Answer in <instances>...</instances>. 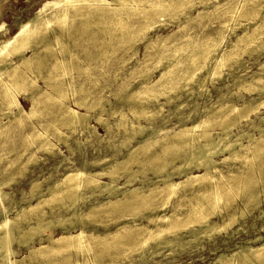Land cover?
Segmentation results:
<instances>
[{
    "label": "rangeland",
    "instance_id": "374dc122",
    "mask_svg": "<svg viewBox=\"0 0 264 264\" xmlns=\"http://www.w3.org/2000/svg\"><path fill=\"white\" fill-rule=\"evenodd\" d=\"M46 1H48V0H0V26H1L0 27V40L12 35L17 30V26L19 23L24 22L28 19H31L34 16L35 12L43 7V4ZM108 1H111V0H108ZM217 1H218V3H217ZM182 2H180V3H182ZM184 2H185V4H184L185 7L182 6V8L180 10L177 11V10H174V8H170L171 9V10L169 9L170 13L167 11L165 13H162V15H161V13H157L156 11H153V10H151L152 13L150 14V16H147V14H145L143 12H137V13L135 12V15H134V13H131L132 16L129 14V16H127L125 18H126V21L128 22V24H130V25L126 24V26L123 28V30L128 29L129 26H131V27H129V30L134 29V28H132V26L135 27V24H136L135 22H138L139 24H141L140 22H142V21L144 22L145 21L144 19H146L145 22H147L148 20L153 18L152 27H150L147 30V32H145V35H147V37H149V38L145 37L146 39H144V38H142V36H139L137 38L138 41H137V39L134 41L135 43L132 42V43H130V46L125 45V46L118 47V49H117V47L114 48L115 39H117L116 37H114V33L112 34L113 36L112 35L110 36L111 38H108L109 33L106 34L107 36L105 35V37L102 38V36H104V34H103L104 32L101 30L102 26H101V24L99 25L98 22H97L98 24L97 23L91 24L92 27L90 26V29L88 31L90 34L89 35L88 32L80 33L77 31L81 27V23L83 21L82 17L80 18L77 16V18L73 20V22L71 23L72 31L70 29L68 31V33L66 32V33L62 34L63 39L65 41L66 50H68L66 52H62L63 54L65 53L64 58L67 56L68 58L66 57L67 58L66 60H69V62H71L70 57L73 58L72 59L73 63L71 62L72 64L71 63L68 64L69 65L68 71H70V73L69 72L66 73L67 75L65 74L63 77L64 80H63V78H62V80L66 84H68L67 82L70 81V83H73L74 85H78V86L82 85L81 86L82 88L80 87V89H78L79 91L78 90L75 91L76 93L69 90L70 91V92L68 91L69 92L68 93L69 99H67V98L66 99H67V103L69 102L68 104L71 105L74 109H77L82 114H85V113L88 114L87 115L88 116L87 121L84 122V124H82L84 126H82V125L81 126H79V125L73 126L70 124L61 126V124H59L61 121L58 122V120L61 119L60 116H58L59 111H61V110H59V108L51 109L48 107L49 108L48 110H46V108H43V109L41 108V110H38V113L35 115V116H38L37 118L35 116L34 117L32 116L27 120L25 118H22L21 121L24 120L22 123L23 124L26 123L25 125H22V124L20 125L19 122H21V121H18V120H14V119L8 120L6 117L7 115H3L2 110L0 109L1 110L0 111L1 121H2V124H4L3 127H0L1 128L0 129V133H1L0 134V159H1L0 160V183L3 184L2 185L3 191L5 193H7L6 197H5L6 200L4 199L5 201H3L2 204H0V222L2 221L3 218L5 219L7 217H12V216L16 215L17 213H20V217L18 218L19 220L17 219L12 224L13 225L12 228L14 227V229H15V230L13 229V235H14L15 240H13V242H12V248L15 250V254H14L15 257H13V259H17V261H18L17 264H20V263L21 264H27V263L28 264H30V263L31 264H66V263L84 264V261H87V259L90 262L92 260L94 262L93 264H100V263L101 264H123V263H125V264H197V263L198 264H212V263L213 264H219V261L215 258H217L218 255H220L221 253H224L226 255H230L231 254V253H229L230 251H232V252L237 251V249H239L240 246H246L247 244L248 245H257L259 243L258 241L253 242V240L256 237H260L261 238L260 241L263 240V242H264V190H263L264 184H262V182H263L262 179L264 178V167H263L264 163L262 164V167H261V165L258 166V163L255 161V162H252L253 163L252 165H250V163H248L249 169H251V168L252 169L254 168V169L252 171V169L249 170L246 168L247 172H248V170L250 171L248 173L246 172V174H249V173L252 174V172H253V174H255V176L257 177V182L253 185V188H254L255 193H258V189H259L260 194L259 193L257 194L258 200H259L258 204H257L258 207H256L257 205H254L252 203L249 204L248 206L242 205L240 198L241 199L243 197L245 198V196H243L244 193L242 192V193L238 194L239 196L236 199V203H237L236 205L238 207L237 211H239L240 209L241 210L243 209L244 214L242 216L243 218L240 217L238 219V221L232 225L233 227L232 226L230 227L231 229L230 228L226 229L228 231H226V230L215 231L208 236L207 235L203 236L202 234H200V235H197V238L194 237L193 233L187 232L186 229H181L177 233L178 240H175L170 244L160 243V246H163V247H160L159 244L157 243V241H150L148 243L149 246H148V244L145 245L144 247L140 248L141 250L139 249V252H137L138 250L129 249L127 247L130 242L132 243L135 241V240H133L132 237H124L123 233L127 232V230L129 228L139 227V226H143V225H145V226L148 225L149 228H152L153 224L149 223L147 218L145 217L147 214L148 215H153V214H155V215L168 214L169 215V213H171L172 206L175 204V202L184 203L189 198L188 196L191 194V192L194 189L196 190L197 188H199L198 187L199 185L198 186L195 185V187H189V186L188 187H182V189H180L178 191L176 196L173 195L170 198L169 197L167 198V195L165 196L164 193H163V195H164V198H163L162 193H160V195L159 194L156 195L155 194L156 192H153L152 194H150L151 197H149V195H148L146 197L147 199L145 198V200H148V199L154 200L155 203L154 202H152V203L157 204V205L152 206L150 204V207L144 206V209H143V207L139 208L138 209L139 211L138 210L134 211V210H131L128 208H123V206L130 204L129 201L132 198V195H130V194H128V196H127V192H126L127 188L130 189V188H133L134 186L135 187H137V186L142 187L141 189H139V192L146 194L149 191L148 188H152V183H150V182L147 183V178H150L152 181H156L160 178L159 176H161L164 173V172H162L161 174L158 175V174L154 173V171L152 172V170H150V169L148 170V168L146 166H145V168H147L145 170L146 172L143 173V171H142L143 167L138 165V164H134V163H136L135 161H137V158L139 157L138 160L140 158H142V156H143V158H145L148 154H150V152L155 153V151L157 150L156 152L159 153L160 154L159 156H161V157L157 160H154V163L166 164L167 166H166L165 170L170 172V171H172L171 170L172 166L176 167V165L179 166V165H181L180 163L183 164L185 162L183 157L190 156V153L192 151L195 153H196V151L198 152L199 151L198 147L200 145V144L198 145V142L195 141L193 143V146L191 145L190 148H187V146H186V148L183 147V149L181 148V149L177 150V147H169L166 150L162 151L163 145H165L167 142H171L172 140L177 139V138H174L173 135H170V134H173V132L179 131L180 128H182V127L188 128V127H191L193 125H196L204 117L205 118L206 117L216 118L218 120V117H221V115L223 116L224 114L230 113L232 107H236V108L239 107V109H243L245 107V105L251 106V104L253 103L252 105L255 106L261 100H264V96H263L264 95L263 94L264 93V82H263L264 81V71H263L264 65L262 64L264 62V60H263L264 59V45H263L264 44V8H263L264 7V0H191V3H189V4H186V0ZM146 4H147L146 6H149V7L151 6V3H146ZM219 8H220V10H219ZM44 10L47 11V8ZM171 11H174V12H171ZM185 11H187V12H185ZM142 13H143V15H142ZM45 14H47V13H45ZM213 14H215V15H213ZM220 14H221V16H220ZM141 15H142L143 19H141ZM149 17H151V18H149ZM188 17H189V19H188ZM239 18H241V19H239ZM111 21L113 22V20H107L106 24H111ZM108 22H110V23H108ZM138 23L136 24V27L139 26ZM220 29H221V31H218ZM74 30H76L77 32ZM93 30H94V32H93ZM95 31L98 33H96ZM112 32H114V31H112ZM221 32H222V34H220ZM93 33L96 34V35H94L95 37L92 36ZM246 33H248V34H246ZM65 34H66V36H64ZM81 34L83 36H81ZM52 35H51V37H52ZM68 35H71V36H69L70 38L68 37ZM207 35L210 37H207ZM211 35L213 36V39H212ZM219 35H221L219 38L222 41L217 38ZM255 35H256V37H255ZM177 36H178V38H177ZM223 36H224V38H223ZM72 37L73 38L76 37L73 39L74 42L72 40ZM67 38H68V40H67ZM92 38H94L93 41H95V40L96 41L93 42ZM97 38H98V41H97ZM106 38L108 39V41ZM113 38H115V39H113ZM172 38H174V40ZM209 38L211 39V41ZM241 38H243V39H241ZM171 39L174 43L171 41ZM189 39L191 40L192 43L190 42ZM75 40L78 42H76ZM175 40H178V41H175ZM199 40H200V43H199ZM213 40H215V41H213ZM204 41H206V43ZM100 42L105 44V46ZM187 43H188V46H187ZM180 44H181V46H180ZM193 44H194V47L192 46ZM207 44H210V45L207 46ZM212 44H213V46L211 47ZM216 44H220V45H216ZM111 45H112V47H111ZM185 45H186V48H184ZM214 45H216L217 47H215ZM98 46H99V48H97ZM164 46H166L167 48H165ZM105 47H107V48L105 49ZM157 47L158 48H164V51H163V49L161 50V49H158ZM189 47H190V49H188ZM210 47H211V49H210ZM57 48L58 47H56V49L53 51L54 54H58L59 49H57ZM68 48H70V50ZM201 48H202V50L204 48V50H203L204 52L202 51L201 53H198V51H201ZM102 49L107 50V53L102 54L101 52H99ZM166 49H168L169 51ZM170 49H172V51ZM221 49L226 50V52L228 50V52L226 53ZM135 50H138V51L136 52ZM159 50H161V51H159ZM178 50H180V51H178ZM190 50H192V51H190ZM205 50H206V52H205ZM173 51H177L179 54H177V52H176V54L173 55L175 57L168 56V54H169L168 52L173 54ZM185 51L188 53H186ZM212 51H213V53H211ZM220 51H222L225 56ZM41 52H44V54L42 53V55H45V58L43 60L45 62L46 61L48 62V60L51 59L50 55H52L53 53L51 51L50 52L41 51ZM156 52L157 53L162 52L161 54L164 53V56L159 54V53L158 54L160 56L157 54H153ZM214 52H216V53H214ZM47 53H49V55ZM50 53H52V54H50ZM59 53H60L59 56L61 55L63 57V54L61 52H59ZM203 53H205L204 54L205 56L203 55ZM228 53L230 54V56H228L229 55ZM72 54H73V56H72ZM84 54H86V55H84ZM99 54L100 55L102 54V55L99 56ZM192 54H193V59H192V56H190ZM201 54H202V56H199ZM206 54H208V55H206ZM27 55H30V53H27ZM74 55L76 56L75 58H74ZM117 55L118 56L120 55V56L118 57ZM166 55L168 57H166ZM217 55L220 58H222V56H223V58L225 59L224 60L222 58L223 61H225V62L219 64V66L215 65V61H217V59H218ZM46 56H48L50 58L48 59V57H46ZM85 56H87V57H85ZM97 56H99V58ZM179 56L180 57L182 56V58H180ZM185 56H187V57H185ZM194 56L195 57L198 56V58H194ZM93 57H94V59L91 60ZM108 57H111V58H108ZM135 57H136V59H135ZM169 57H171V58H169ZM208 57H210V58H208ZM184 58H186V59H184ZM213 58H215V59H213ZM16 59L17 58H14L13 61H15ZM74 59H76V61L80 64V66L78 65V63H75L76 61ZM180 59H181V61H180ZM190 59H192V61ZM175 60L178 63H176ZM189 60H190V62H189ZM212 60H214V61H212ZM79 61H81V62H79ZM85 61L87 62V64ZM173 61H175L177 66L178 65L180 66V68H177V70L178 69L182 70L185 68L184 69V71H185V70L189 69L185 72H186L187 76L189 75V73H191V75H189L187 77L185 75V73H183L184 77H182V75H181L180 76L181 79L179 77L176 79V81L179 84H177V86L174 88H172V87L167 88L165 90L167 92H165L163 94L164 96L161 97V95H160L156 100L151 99L148 96H146V97L144 96V98H143V96H138V99H137V97L135 99L132 98V96L135 95L133 92H135V90L136 91L139 90L140 85L142 86V84H143V85L150 86V85H154V84L157 85V83H159L160 81L162 82V80L159 79L160 73L165 69V66L174 65ZM185 61H186V63H185ZM193 61H196V63ZM118 62H119V64H118ZM74 63L77 64V66H75ZM182 63H185L186 65L182 64ZM48 64L49 63L46 64L47 67L53 71V69H52L53 67L48 65ZM142 64H143V66H142ZM189 64H191V65H189ZM193 64H195V65H193ZM72 65H74V66H72ZM92 65H95V66H92ZM70 66L73 68L74 71L72 70V68ZM189 66H191V68ZM193 66H194V68H193ZM215 66H218V69H217L218 71L216 70ZM77 67L79 68L80 71L78 69H76ZM230 67H231V69H230ZM258 67H259V69H258ZM83 68H86V70L84 71ZM47 69L46 68L44 69L45 73L50 71L49 69H48L49 71ZM81 69H82V71H81ZM119 69H121V70H119ZM177 70H175V72H177V74L175 73L176 76L178 75ZM75 72H76V74H74ZM197 72H198V74H197ZM68 74H69V76H68ZM71 74H72V76H71ZM87 74H88V77H87ZM179 74H181V71L179 72ZM97 75L99 76V78ZM70 76H71V78H70ZM192 76L193 77L195 76V77L193 80H190L189 78H191ZM73 77L75 79H73ZM148 79H150V80H148ZM204 81H205V83H204ZM79 82H81V83L79 84ZM82 82H83V84H82ZM163 82H165V81H163ZM40 84L43 85V83L41 81H40ZM84 86L86 87V89ZM88 89H90V90H88ZM82 91H84V92H82ZM174 91H175V93H174ZM228 93H229V95H228ZM222 95H223V97H222ZM72 96H74V97L72 98ZM74 98L75 99L80 98V100L82 99L81 103H83L84 107H79V108L74 107V103L72 102V101H74ZM168 98H170V99H168ZM18 99H19V102L21 103L22 107L24 108V110L29 111V107L31 106L29 97H27V96L25 97V95L19 94ZM251 99L253 101H251ZM138 100H141V101L145 100L142 103L145 106H147L142 111V114L139 113L138 111L131 110L133 108V106H137V105H139V103L141 104V101H138ZM229 102H231V103H229ZM158 103L161 104V109L158 111L159 113L155 114L151 120L147 121L145 118L146 115H144V114H147V112L150 113V111H153V110L155 111ZM242 103H245V104H243L244 107H243ZM213 104H215V105H213ZM177 105H178V107H180V106L181 107L177 108L176 107ZM0 106H1V100H0ZM221 106H225L224 112H222V114L221 113L220 114L219 113L214 114V111ZM120 107L122 110L120 109ZM149 107H150V109H149ZM213 108H214V110H213ZM54 109H56V110H54ZM57 110H58V112L56 113ZM145 110H146V112L144 113ZM157 110H158V107H157L156 111ZM138 113H139V116H138ZM253 114L254 113H250L249 119H245L243 117H239L238 114H236L237 116H235V114L230 113V116L233 115L231 117V119H232V121H234V126L229 131V139L233 140L237 137L235 135H242V137H240L238 139V141L243 143V144H246L248 139H249L248 137H246V135L248 133L250 135L254 136L255 138L261 136L262 133L264 136V131H263L264 130V128H263L264 127V119H262V120L260 119V117L262 115L264 116V108L262 106H260V108L258 109V112L254 115ZM97 115L101 118V120H103L102 122L96 119L98 117ZM177 115H179V116H177ZM121 117L123 118L124 126L125 125L129 126V124H131V123H133V124L139 123L140 125H142L144 127L146 126L145 128H147V129H144L142 134L135 135L133 139H130V141L123 144L122 143L123 141H121V140H124L127 137V135H129L128 134L129 132L127 133L123 128L124 126L119 123L118 120H120ZM131 118H132V121H131ZM235 118H238V119L235 120ZM7 121H9V122H7ZM17 121H18V123H17ZM39 121L40 122L42 121V123L47 122V124L51 123L54 125V126L51 125V127L48 128L49 131H47V133H49V134H47V136L49 137L50 142L53 144L52 150L54 152L53 151L50 152L49 150L45 151V150H42L41 148H39L38 145H40L41 140L35 139L33 141H30L27 137L28 132L32 131V129H33L32 123L35 126H37V128L40 131L46 132L45 128L39 124L40 123ZM54 122L55 123L57 122L58 124H55ZM103 122L107 123L108 128H107V126H105V124H103ZM85 123H88V124H85ZM215 123L213 124L214 127L211 125L210 127H206V128H211V129H209V131L211 130L210 131L211 133H215V132L221 133L220 126L218 125L217 122H215ZM251 123H252V125H251ZM30 125H32V126H30ZM90 125H91V127H95V128L91 129ZM249 125H250V127H249ZM161 126H162V128L170 130V131H168L169 132V134H168L169 140L168 141L166 139H162L163 135H164V134H162V132L156 131L154 133V135L152 136V140H151V143H153V145L149 144L150 147L148 145L149 149L147 147V149L144 150L145 153L141 151L143 154L141 152H139L140 154H138V153L132 154V157H133V159H135V161L131 162L130 164L127 163L125 168H120L118 170V173L116 171V175L119 176L116 180H114L112 182V181H110V179L108 180L109 177H107V176L99 179L103 183L109 182V184L116 186V187H113L111 193H109L107 189H104V187H102L103 189H101L99 187L94 188V186H92V184L91 185L88 184V186L82 185L77 190V194H79V195H77L78 196V200H77L78 202L75 201L73 204V201H71L72 199L69 197L71 190L69 191L67 188H64V190H63V192L65 193L64 194L61 192V190L65 186L55 184L57 181L62 179L71 170H76V169L82 168V171L84 170L86 173H94V171L96 172V171L101 170L102 168L108 167L110 164H113L114 161L118 162V161H121L123 159H126L129 156L128 155L129 152L133 149V147H135L137 145L138 141H140L144 135L151 133V131H152L151 128L156 129L157 127H161ZM217 126H219V127H217ZM253 126H256V127L253 128ZM62 127H64V128H62ZM74 127H75V129L73 130ZM115 127H116V129H115ZM30 128H31V130H30ZM54 129H56L55 133H54ZM57 129H59L61 132H63L65 134V138H64V136L63 137L61 136V138H58L60 136H58V134L56 133ZM201 131H202V128L199 129V127H198V128H195L194 131H192V134L197 135ZM261 131H262V133H261ZM241 132H243V133L245 132L246 135L241 133ZM53 134H54V136H53ZM161 135H162V138H159V137H161ZM212 136L215 137L216 135L214 136V134H212ZM245 138H246V140H245ZM156 139L157 140L159 139V140L157 141ZM153 140H156L157 143H155ZM160 140H161V142H160ZM163 140H165L166 142H163ZM180 141H181V139L179 141L176 140V142L178 144L180 143ZM112 143H115V145ZM121 143H122V145H121ZM67 146H69L70 149ZM160 146H161V148H160ZM170 148H172V149H170ZM173 148H175L176 150L175 149L173 150ZM30 149H32V150H30ZM168 149H169V151L171 150L170 151L171 153L168 152ZM159 150H161V151H159ZM172 150L174 151V153L176 151V153L173 154ZM190 150H192V151H190ZM58 151H60V152H58ZM4 154H6V155H4ZM136 155H137V158H136ZM163 155L165 156V158H163ZM176 156H177V158H176ZM224 157H225V155H221V156L216 157L215 159H217L218 162L220 163L221 159ZM7 158H9V159H7ZM93 159H95L96 161L99 160V162L93 163V162H95V160H93ZM142 159H140V160H142ZM86 161H88L89 163ZM157 161L158 162L161 161V162L157 163ZM154 163L152 162V165H156ZM219 166L223 167L224 163H223V165L220 164ZM79 167H81V168H79ZM128 167L135 172V175H134L135 178L132 180L130 185L125 183L126 179L128 178V171H122V170H126V168H128ZM260 168H261L262 173L260 171ZM6 169H7V171H5ZM244 169H245V167H244ZM246 169H245V171H246ZM257 170L260 172H258ZM193 172L199 173L195 169L193 170ZM201 172H203V170H201ZM121 173H123V174H121ZM178 175L179 174L177 173V171L174 170L173 176H172L173 180H180V179L184 178V177H182L180 175L178 176ZM243 179H244V177H243ZM34 183L38 184V186L33 187L32 185ZM159 183H161V181ZM122 184H124V185H122ZM83 188H86V190ZM186 189L189 191H187ZM191 189H192V191H191ZM90 190H92V191H90ZM52 191H60L61 194L60 193L59 194L61 195L62 199H60V201H57V200L54 201L53 200V201L42 203L40 205L41 209L39 208V210H38V212H40V211L43 212V215L41 216L43 222L52 221V223L48 227L49 229L44 231V233L41 231H40L41 233H39V231H37L32 236H29L30 233L26 232L28 229L27 227H29V225L36 224L37 220L39 219V216L37 213L34 214L35 212H32L29 210V206L35 205L38 201H41V199H46L47 197H49V195ZM124 192L126 195L124 194ZM184 192H185V194L183 196L185 198L180 195V194H183ZM187 192H189V194ZM67 193H68V195H67ZM90 194H91V197H90ZM38 196H39L40 200H39ZM152 196H154L156 198L158 197V198L156 199ZM174 196H175V198H174ZM178 196L182 197V198L179 197L180 201H179ZM186 196H187V198H186ZM121 198H123V200ZM69 199H71V200H69ZM159 199H161V200H159ZM174 199H177V200H174ZM108 200L109 201L111 200L113 202H111V201L109 202ZM164 200H166L168 202H166ZM97 201H98V203H96ZM99 201H101V202H99ZM102 201H104L103 202L104 204H102ZM119 202H121V203H119ZM161 202H163L162 204L165 203V205L162 206ZM113 203H115V204H113ZM172 203H173V205H172ZM59 204H61V205H59ZM42 205H43V207H42ZM69 205H71V206H69ZM113 205H115V206H113ZM24 206H25V208H24ZM107 206L108 207L111 206V207L108 208ZM158 206L160 208H157ZM161 206H162V208H161ZM166 206H167V208H166ZM170 206H171V208H170ZM91 207H93V208H91ZM114 207H116L115 209L117 211L116 210L112 211V209H114ZM245 207H246V209H245ZM21 208L24 209V212H22ZM63 208H65V209L63 210ZM185 208H186V206L181 207V209H185ZM25 209L28 210L29 213H28V211H25ZM104 209H105V211H104ZM106 209H108V210H106ZM73 211L76 213H74ZM86 211H88V212H86ZM70 212L71 213L73 212L72 213L73 215ZM247 212H249V213H247ZM181 213L182 212L179 211L178 214H181ZM25 214H27L29 217L27 215L25 216ZM50 214L53 216H51ZM34 215H37V216L35 217ZM76 216H79V217H76ZM262 216H263V218H262ZM25 218H26V220H25ZM76 218H79V219H76ZM219 218L220 217H218V216H217V218H216V216H213L212 220H214V221L217 220V222H220L221 219H219ZM59 219H64V221L62 223H58L57 221ZM26 222H28V223H26ZM237 223H238V225H237ZM15 224H17V225H15ZM25 224H27V226ZM16 226L19 228H16ZM20 229H21V231H20ZM81 230L84 232V234L88 238V241L92 237H95V238H102L104 236L111 237L113 234L116 233V231L121 233V235L123 234V236L116 235L113 238H109L108 241L107 240L104 241L105 243L103 242V244H102V242L97 241V240L96 241L94 240L95 242L91 241L93 243H91V242L89 243V245L91 247L88 250H91V249L92 250L91 251L86 250V251H84L85 253L81 252V251L79 252L74 247H71V249L67 248L65 250H59L56 253H54L53 255H51V257L55 256L56 259L53 257V259L49 258V259H46L45 261H43L39 255V253H34V249H37L41 245L51 246V242L48 240V237H47L48 231H51L52 232L51 236L53 238H56V237H59L61 235L66 236V235H68V233L76 234ZM183 230H185V231H183ZM23 231L25 234H23ZM19 233H21V234H19ZM211 235H213V236H211ZM21 237H22V240H21ZM180 237L182 240L180 239ZM17 238H19L20 240ZM28 238L30 241L29 240L27 241ZM43 238H46L47 240L43 239ZM167 238L168 239L172 238V235L168 234ZM187 238H189V239H187ZM250 239H252V240H250ZM185 240H187V241H185ZM24 241H26V242H24ZM117 241H119V242H117ZM177 241H178V243H177ZM194 241H195V243H194ZM98 242H99V244H98ZM94 243H96V244H94ZM116 243H118V244H116ZM174 243L177 244L178 247ZM150 245L152 247H150ZM165 245H166V247H165ZM34 246H36V247H34ZM180 246L183 248H181ZM93 247H95V249ZM108 247H110V248H108ZM146 247H148V248H146ZM168 247L171 249H169ZM75 250L78 251V253ZM42 251H45V250L43 249ZM159 251H160V253H159ZM29 252H30V254H29ZM137 253H139V254H137ZM142 253L144 256H142ZM25 256L27 258H25ZM32 256H34V257H32ZM111 256H115V257L113 259H111ZM215 256H217V257H215ZM37 257H38V259H37ZM125 258H126V260H125Z\"/></svg>",
    "mask_w": 264,
    "mask_h": 264
},
{
    "label": "bare ground",
    "instance_id": "6f19581e",
    "mask_svg": "<svg viewBox=\"0 0 264 264\" xmlns=\"http://www.w3.org/2000/svg\"><path fill=\"white\" fill-rule=\"evenodd\" d=\"M183 0H48L43 4V7L40 8L39 10H37L34 14V16L31 19H28L24 22H21L18 24L17 26V30L10 36L1 39L0 40V100H1V106L0 109L2 110V114L3 115H7V119H14V120H18L21 121L22 118H25L26 120L29 119L30 117H34L37 113L38 110H41V108H46V110H48L49 108L53 109V108H59V115L60 116V120H58V122H60L59 124H61V126L63 125H79L81 126L82 124H84V122L87 121V115L88 114H82L80 113L77 109H74L71 105H69L67 103V99L68 98V93L70 92L69 90H71L72 92L77 91L78 89H80V87L82 86H78V85H74L73 83L67 82L68 84H66L63 80H64V75L66 73H70L69 70V63H71L73 60L72 57H70L71 62H69V60H66L67 58H64V54L62 52H66L68 50H66V46H65V41L63 39V33H68V31L71 29L72 31V26L71 23L73 22L74 19L78 17H82L83 21L81 23V27L80 29H78L77 31L80 33H85L88 32L90 29L91 24H96L97 22L99 23V25L101 24L102 26V31L104 32V36L109 33V37L114 33V37H116L117 39H115V43H114V48L117 47H121V46H125V45H129L130 43L134 42L139 36H142V38L146 39L145 37H147V35H145V32H147V30L152 27V21L153 18H151L150 20H148L147 22L146 19H144L145 21L140 22L141 24H139L138 22H135L136 24L138 23L139 26L135 27L132 26V28L134 29H130L129 27L131 26H127L128 29L123 30V28L128 24V22L126 21L127 16H129V14L131 15V13L135 12H143L145 14H147V16H150V14L152 13L151 10L156 11L157 13H165V12H169L170 8H174V10H180L182 8V6H184L185 4V0L182 2ZM182 2V3H180ZM205 2V1H204ZM209 2V1H208ZM146 3H151V6H146ZM191 3V0H186V4ZM206 3V2H205ZM204 3V4H205ZM210 3V2H209ZM218 3V1H217ZM216 3V4H217ZM226 4V3H225ZM224 4V5H225ZM248 4V3H247ZM229 6V5H228ZM45 7V8H44ZM185 7V6H184ZM220 7V6H219ZM47 8V11L44 10ZM233 8V7H232ZM264 8V7H263ZM206 9V8H205ZM222 9V8H221ZM241 9V8H240ZM171 10V9H170ZM220 10V8H219ZM250 10V9H249ZM244 11V10H243ZM174 12V11H171ZM176 12V11H175ZM187 12V11H185ZM47 13V14H45ZM142 13V15H143ZM183 13V12H182ZM200 14V13H199ZM206 14V13H205ZM209 14V13H208ZM212 14V13H211ZM246 14V13H245ZM141 15V19H143ZM215 15V14H213ZM228 15V14H227ZM132 16V15H131ZM140 16V15H139ZM146 16V17H147ZM157 16V15H156ZM159 16V15H158ZM221 16V14H220ZM137 17V16H136ZM155 17V16H154ZM145 18V17H144ZM195 18V17H194ZM131 19V18H130ZM163 19V18H162ZM170 19V18H169ZM175 19V18H174ZM184 19V18H183ZM189 19V17H188ZM213 19V18H212ZM217 19V18H216ZM237 19V18H236ZM241 19V18H239ZM238 19V20H239ZM107 20H113V22L111 21V24H106ZM128 20V19H127ZM136 20V19H135ZM187 20V19H186ZM256 20V19H255ZM188 21V20H187ZM233 21V20H232ZM178 22V21H177ZM211 22V21H210ZM234 22V21H233ZM97 23V24H98ZM110 23V22H108ZM260 23V22H259ZM132 24V23H131ZM218 24V23H217ZM134 25V24H133ZM157 25V24H156ZM155 25V26H156ZM159 25V24H158ZM164 25V24H163ZM248 25V24H247ZM240 26V25H239ZM258 26V25H257ZM1 27V26H0ZM92 27V26H91ZM100 27V26H99ZM205 27V26H204ZM232 27V26H231ZM230 27V28H231ZM256 27V26H255ZM184 28V27H183ZM207 28V27H206ZM92 30V29H91ZM96 30V29H95ZM152 30V29H151ZM225 30V29H224ZM76 31V30H74ZM76 31V32H77ZM114 31V32H112ZM218 31H221L218 30ZM226 31V30H225ZM91 32V31H90ZM94 32V30H93ZM96 32V31H95ZM106 32V33H105ZM193 32V31H192ZM53 35H52V34ZM70 33V32H69ZM98 33V32H96ZM167 33V32H166ZM249 33V32H248ZM246 33V34H248ZM262 33V32H261ZM260 33V34H261ZM52 37H51V35ZM89 34V32H88ZM222 34V32L220 33ZM245 34V33H244ZM90 35V34H89ZM92 35V34H91ZM96 35L95 33H93L92 36ZM66 36V34L64 35ZM71 35H68V37ZM81 36H83L81 34ZM80 36V37H81ZM107 36V35H106ZM113 36V35H112ZM158 36V35H157ZM179 36V35H178ZM177 36V38H178ZM212 36V35H211ZM221 35H219L217 38L220 39ZM242 36V35H241ZM95 37V36H94ZM186 37V36H185ZM207 37H210L207 35ZM206 37V38H207ZM256 37V35H255ZM70 38V37H69ZM76 38V37H74ZM72 37V40L74 39ZM78 38V37H77ZM149 38V37H147ZM190 38V37H189ZM205 38V39H206ZM224 38V36H223ZM90 39V38H89ZM94 38H92L93 41ZM100 39V38H99ZM107 39V38H106ZM174 40V38H172ZM171 39V41H172ZM181 39V38H180ZM208 39V38H207ZM210 39V38H209ZM213 39V36H212ZM215 39V38H214ZM243 39V38H241ZM261 39V38H260ZM259 39V40H260ZM68 40V38H67ZM71 40V41H72ZM77 40V39H76ZM75 40V41H76ZM88 40V39H87ZM111 40V39H110ZM117 40V41H116ZM149 40V39H148ZM183 40V39H182ZM190 40V39H189ZM188 40V41H189ZM216 40V39H215ZM213 40V41H215ZM221 40V39H220ZM238 40V39H237ZM86 41V40H85ZM96 41V40H95ZM93 41V42H95ZM98 41V38H97ZM100 41V40H99ZM108 41V39H107ZM138 41V39H137ZM178 41V40H175ZM184 41V40H183ZM182 41V42H183ZM208 41V40H207ZM211 41V39H210ZM222 41V40H221ZM74 42V40H73ZM78 42V41H76ZM110 42V41H109ZM108 42V43H109ZM173 42V41H172ZM191 42V40H190ZM206 43V41H204ZM219 42V41H218ZM238 42V41H237ZM263 42V41H262ZM102 43V42H100ZM135 43V42H134ZM174 43V42H173ZM177 43V42H176ZM181 43V42H180ZM192 43V42H191ZM194 43V42H193ZM200 43V40H199ZM204 43V44H205ZM213 43V42H212ZM221 43V42H220ZM231 43V42H230ZM89 44V43H88ZM99 44V43H98ZM103 44V43H102ZM203 44V43H202ZM215 44V43H214ZM105 46V44H103ZM109 45V44H108ZM171 45V44H170ZM183 45V44H182ZM199 45V44H198ZM206 45V44H205ZM210 44H207V46ZM216 45H220V44H216ZM216 45H214L215 47H217ZM240 45V44H239ZM261 45V44H260ZM264 45V44H263ZM95 46V45H94ZM110 46V45H109ZM132 46V45H131ZM163 46V45H162ZM161 46V47H162ZM181 46V44H180ZM188 46V43H187ZM194 47V44L192 45ZM197 46V45H196ZM206 46V47H207ZM213 46V44L211 45V47ZM224 46V45H223ZM262 46V45H261ZM56 47H58L57 49H59L58 54H54L53 51L56 49ZM82 47V46H81ZM80 47V48H81ZM112 47V45H111ZM128 47V46H127ZM165 48H167L166 46H164ZM169 47V46H168ZM177 47V46H176ZM191 47V46H190ZM190 47L188 49H190ZM205 47V48H206ZM210 47V49H211ZM219 47V46H218ZM231 47V46H230ZM244 47V46H243ZM74 48V47H73ZM84 48V47H83ZM99 48V46L97 47ZM103 48V47H102ZM107 47H105L106 49ZM132 48V47H131ZM136 48V47H135ZM148 48V47H147ZM158 48V47H157ZM156 48V49H157ZM180 48V47H179ZM183 48V47H182ZM186 48V45L185 47ZM183 48V49H184ZM259 48V47H258ZM70 50V48H68ZM85 49V48H84ZM102 49L101 52L102 54L107 53V50ZM126 49V48H125ZM158 49H163L164 48H158ZM157 49V50H158ZM208 49V48H207ZM213 49V48H212ZM216 49V48H215ZM214 49V50H215ZM225 49V48H224ZM223 50L224 52H226V50ZM261 49V48H260ZM78 50V49H77ZM109 50V49H108ZM144 50V49H143ZM156 50V51H157ZM159 50V51H161ZM168 50V49H166ZM165 50V51H166ZM172 51V49H170ZM204 50V48H203ZM198 51V53H201L202 51ZM217 50V49H216ZM250 50V49H249ZM259 50V49H258ZM41 51H48V52H52L50 54L51 59H49L50 57H48V62L44 61L43 59L45 58V55H42V53L44 54V52ZM57 51V50H56ZM80 51V50H79ZM78 51V52H79ZM111 51V50H110ZM136 52L138 50H135ZM162 51V52H163ZM169 51V50H168ZM180 51V50H178ZM192 51V50H190ZM189 51V52H190ZM194 51V50H193ZM230 51V50H229ZM254 51V50H253ZM59 52H61L63 54V57L60 55L59 56ZM83 52V51H82ZM89 52V51H88ZM161 52V53H162ZM177 51H173V54H171L170 52H166L168 54V56H173L174 54H176ZM183 52V51H182ZM186 52V51H185ZM204 52V51H203ZM206 52V50H205ZM208 52V51H207ZM222 52V51H220ZM228 52V50H227ZM226 52V53H227ZM251 52V51H250ZM27 53H30V55H27ZM56 53V52H55ZM76 53V52H75ZM84 53V52H83ZM87 53V52H86ZM115 53V52H114ZM121 53V52H120ZM127 53V52H126ZM125 53V54H126ZM150 53V52H149ZM159 53V52H158ZM153 53V54H158ZM188 53V52H186ZM192 53V52H191ZM209 53V52H208ZM213 53V51L211 52ZM216 53V52H214ZM223 53V52H222ZM230 53V52H229ZM228 53V54H229ZM232 53V52H231ZM234 53V52H233ZM49 55V53H47ZM68 54V53H67ZM70 54V53H69ZM92 54V53H91ZM95 54V53H94ZM101 54V55H102ZM136 54V53H135ZM151 54V53H150ZM171 54V55H170ZM177 54H179L177 52ZM190 54V53H189ZM188 54V55H189ZM196 54V53H195ZM205 53H203L204 55ZM227 54V55H228ZM245 54V53H244ZM71 55V54H70ZM78 55V54H77ZM80 55V54H79ZM86 55V54H84ZM93 55V54H92ZM91 55V56H92ZM98 55V54H97ZM99 54V56H101ZM123 55V54H122ZM128 55V54H127ZM156 55V56H157ZM164 56V53L161 54ZM181 55V54H180ZM187 55V56H188ZM208 55V54H206ZM210 55V54H209ZM214 55V54H213ZM222 55V54H221ZM220 55V56H221ZM224 55V53H223ZM73 56V54H72ZM83 56V55H82ZM88 56V55H87ZM85 56V57H87ZM90 56V55H89ZM99 56H97L99 58ZM109 56V55H108ZM118 56V55H117ZM120 56V55H119ZM118 56V57H119ZM124 56V55H123ZM160 56V55H159ZM166 55V57H168ZM178 56V55H177ZM185 56V57H187ZM192 56L193 59V54L190 55ZM196 56V55H195ZM194 58H198L195 57ZM199 56H202L199 55ZM205 56V55H204ZM216 56V55H215ZM225 56V55H224ZM230 56V54L228 55ZM76 56L74 55V58ZM96 57V56H95ZM153 57V56H152ZM175 57V56H173ZM180 57V56H179ZM178 57V58H179ZM214 57V56H213ZM218 57V55H217ZM14 58H17L15 61H13ZM79 58V57H78ZM81 58V57H80ZM83 58V57H82ZM104 58V57H103ZM111 58V57H108ZM130 58V57H129ZM132 58V57H131ZM164 58V57H163ZM171 58V57H169ZM177 58V59H178ZM182 58V56L180 57ZM202 58V57H201ZM210 58V57H208ZM218 57L217 61H215V65L224 63L225 61H223V56L222 58ZM227 58V57H226ZM232 58V57H231ZM238 58V57H237ZM47 59V58H46ZM87 59V58H86ZM94 57L91 59L93 60ZM116 59V58H115ZM136 59V57H135ZM174 59V58H173ZM176 59V60H177ZM186 59V58H184ZM192 59H190L192 61ZM204 59V58H203ZM212 59V58H211ZM215 59V58H213ZM229 59V58H228ZM76 61V59H74ZM89 60V59H88ZM96 60V59H95ZM103 60V59H102ZM147 60V59H146ZM155 60V59H154ZM153 60V61H154ZM165 60V59H164ZM175 60V61H176ZM189 60V62H190ZM195 60V59H194ZM199 60V59H198ZM209 60V59H208ZM225 60V59H224ZM232 60V59H231ZM264 60V59H263ZM262 60V61H263ZM74 61V62H75ZM83 61V60H82ZM87 61V60H86ZM85 61V62H86ZM97 61V60H96ZM152 61V60H151ZM168 61V60H167ZM173 61L174 65H167L165 66V69L160 73V78L165 82H159L157 83V85H140L139 90H135V92H133L135 95L132 96L133 99H135L138 96H148L151 99L156 100L160 95L161 97L164 96L163 94L167 91H165L167 88L169 87H176L177 84H179L176 79L182 75L183 73H185L187 70L184 71V69L180 70L177 68H180V66L176 65V63H178L176 61ZM181 61V59H180ZM183 61V60H182ZM188 61V60H187ZM201 61V60H200ZM214 61V60H212ZM81 62V61H79ZM196 63V61H193ZM232 62V61H231ZM235 62V61H234ZM47 63H49L48 65L52 66L53 71L51 69H49L47 67ZM73 63V62H72ZM71 63V64H72ZM75 63H78L77 61ZM74 63V64H75ZM98 63V62H97ZM138 63V62H137ZM136 63V64H137ZM151 63V62H150ZM172 63V62H171ZM186 63V61H185ZM182 63V64H185ZM198 63V62H197ZM212 63V62H211ZM230 63V62H229ZM82 64V63H81ZM87 64V62H86ZM119 64V62H118ZM125 64V63H124ZM188 64V63H187ZM192 64V63H191ZM189 64V65H191ZM264 65V62L262 63ZM78 65L80 66V64L78 63ZM121 65V64H120ZM123 65V64H122ZM138 65V64H137ZM140 65V64H139ZM148 65V64H147ZM186 65V64H185ZM195 65V64H193ZM209 65V64H208ZM49 66V67H50ZM74 66V65H72ZM75 66H77V64H75ZM83 66V65H82ZM95 66V65H92ZM91 66V67H92ZM143 66V64H142ZM162 66V65H161ZM214 66V65H213ZM218 66H215L216 70L218 69ZM71 67V66H70ZM124 67V66H123ZM122 67V68H123ZM187 67V66H186ZM191 68V66H189ZM47 69L49 72L45 73L44 69ZM51 68V67H50ZM72 68V67H71ZM164 68V67H163ZM194 68V66H193ZM227 68V67H226ZM248 68V67H247ZM56 71H55V70ZM76 69L79 70V68L77 67ZM89 69V68H88ZM132 69V68H131ZM231 69V67H230ZM233 69V68H232ZM238 69V68H237ZM259 69V67H258ZM46 70V71H47ZM73 70V68H72ZM71 70V71H72ZM83 70L85 71L86 68H83ZM95 70V69H94ZM108 70V69H107ZM112 70V69H111ZM121 70V69H119ZM128 70V69H127ZM175 70L178 71V75L176 76L175 73L177 74V72H175ZM192 70V69H191ZM196 70V69H195ZM215 70V69H214ZM215 70V71H216ZM74 71V70H73ZM80 71V70H79ZM82 71V69H81ZM88 71V70H87ZM113 71V70H112ZM181 71V74H179V72ZM193 71V70H192ZM191 71V72H192ZM218 71V70H217ZM262 71V70H261ZM264 71V70H263ZM78 72V71H77ZM92 72V71H91ZM109 72V71H108ZM222 72V71H221ZM79 73V72H78ZM86 73V72H85ZM90 73V72H89ZM93 73V72H92ZM95 73V72H94ZM217 73V72H216ZM76 74V72L74 73ZM149 74V73H148ZM188 74V73H187ZM198 74V72H197ZM67 75V74H66ZM80 75V74H79ZM124 75V74H123ZM150 75V74H149ZM189 75H191V73H189ZM188 75V76H189ZM203 75V74H202ZM238 75V74H237ZM259 75V74H258ZM69 76V74H68ZM72 76V74H71ZM70 76V78H71ZM98 76V75H97ZM143 76V75H142ZM187 76V75H186ZM187 76V77H188ZM66 77V76H65ZM88 77V74H87ZM101 77V76H100ZM195 77V76H194ZM194 77L192 76L191 78H189L190 80H193ZM63 78V80H62ZM77 78V77H76ZM99 78V76H98ZM109 78V77H108ZM114 78V77H113ZM244 78V77H243ZM73 79H75L73 77ZM72 79V80H73ZM181 79V78H180ZM179 79V80H180ZM188 79V78H187ZM198 79V78H197ZM93 80V79H92ZM139 80V79H138ZM143 80V79H142ZM150 80V79H148ZM178 80V81H179ZM216 80V79H215ZM239 80V79H238ZM40 81L43 83V85L40 84ZM127 81V80H126ZM201 81V80H200ZM78 82V81H77ZM99 82V81H98ZM114 82V81H113ZM123 82V81H122ZM203 82V81H202ZM264 82V81H263ZM81 82H79L80 84ZM188 83V82H187ZM186 83V84H187ZM193 83V82H192ZM205 83V81H204ZM253 83V82H252ZM83 84V82H82ZM96 84V83H95ZM247 84V83H246ZM88 85V84H87ZM130 85V84H129ZM251 85V84H250ZM95 86V85H94ZM105 86V85H104ZM125 86V85H124ZM123 86V87H124ZM198 86V85H197ZM253 86V85H252ZM85 87V86H84ZM89 87V86H88ZM99 87V86H98ZM205 87V86H204ZM237 87V86H236ZM239 87V86H238ZM241 87V86H240ZM82 88V87H81ZM91 88V87H90ZM95 88V87H94ZM110 88V87H109ZM261 88V87H260ZM86 89V87H85ZM84 89V90H85ZM179 89V88H178ZM90 90V89H88ZM125 90V89H124ZM188 90V89H187ZM252 90V89H251ZM69 91V92H68ZM79 91V90H78ZM81 91V90H80ZM86 91V90H85ZM176 91V90H175ZM174 91V93H175ZM190 91V90H189ZM188 91V92H189ZM195 91V90H194ZM197 91V90H196ZM226 91V90H225ZM84 92V91H82ZM244 92V91H243ZM76 93V92H75ZM74 93V94H75ZM79 93V92H78ZM198 93V92H197ZM234 93V92H233ZM19 94H23L25 95V97H29L30 99V103L31 106L29 107V111H25L24 108L22 107L21 103L19 102L18 99V95ZM73 94V95H74ZM264 94V93H263ZM226 95V94H225ZM229 95V93H228ZM264 96V95H263ZM74 96H72L73 98ZM82 97V96H81ZM223 97V95H222ZM67 98V99H66ZM71 98V99H72ZM83 98V97H82ZM129 98V97H128ZM171 98V97H170ZM168 98V99H170ZM66 99V100H65ZM86 99V98H85ZM149 99V98H148ZM253 99V98H252ZM251 99V101H253ZM263 99V98H262ZM82 100V99H81ZM80 98L75 99L74 101H72L74 103V107L79 108V107H84L83 103H81ZM108 100V99H107ZM142 100V99H141ZM138 100V101H141ZM167 100V99H166ZM66 101V102H65ZM69 101V100H68ZM84 101V100H83ZM145 101V100H144ZM141 101V104L139 103V105L137 106H133V108L131 110L133 111H138L139 113L142 114V111L147 107L145 106ZM215 101V100H214ZM90 102V101H89ZM147 102V101H146ZM150 102V101H149ZM72 103V104H73ZM85 103V102H84ZM98 103V102H97ZM231 103V102H229ZM256 103V102H255ZM90 104V103H89ZM109 104V103H108ZM222 104V103H221ZM234 104V103H233ZM245 103H242V105ZM247 104V103H246ZM253 104V103H252ZM251 104V106L248 105H243V109H239L236 107H232L230 113L231 114H235V116H237L236 114L239 115V117H243L245 119H249V115L250 113H254L256 114L258 112V109L260 108V106H262L264 108V100H261L258 104H256L255 106H253ZM86 105V104H85ZM93 105V104H92ZM199 105V104H198ZM215 105V104H213ZM212 105V106H213ZM217 105V104H216ZM223 105V104H222ZM227 105V104H226ZM225 105V106H226ZM230 105V104H229ZM89 106V105H88ZM101 106V105H100ZM218 106V105H217ZM225 106H221L218 109H216L214 111L215 113H221L224 112L225 110ZM49 107V108H48ZM103 107V106H102ZM126 107V106H125ZM158 107V110L156 111ZM157 107L155 109V111H150V113L147 112L145 118L147 121L151 120L155 114L159 113L158 111L161 109V104H157ZM177 108L178 105L176 106ZM175 107V108H176ZM215 107V106H214ZM231 107V106H230ZM241 107V106H240ZM119 108V107H118ZM174 108V109H175ZM208 108V107H207ZM227 108V107H226ZM229 108V107H228ZM50 109V110H51ZM95 109V108H94ZM109 109V108H108ZM121 109V107H120ZM150 109V107H149ZM205 109V108H204ZM0 110V111H1ZM56 110V109H54ZM53 110V111H54ZM122 110V109H121ZM177 110V109H176ZM214 110V108H213ZM118 111V110H117ZM46 112V111H45ZM58 112V110L56 111V113ZM146 112V110L144 111V113ZM43 113V112H42ZM101 113V112H100ZM138 113V116H139ZM226 113V112H225ZM230 113L224 114L223 116L221 115V117H218V120L216 118H211V117H204L199 123H197L196 125H193L191 127L188 128H180L179 131L177 132H173L174 138H177L176 140L180 141V143L178 144L176 142V140H172L171 142H167L165 145L162 146V151L166 150L169 147H177L178 149H183V147L186 148H190L191 145L193 146V143L195 141L198 142L199 145V151L196 153L192 151L190 153V156H185L184 158V163H180L181 165L176 167L172 166V171H166V164H161V161H157V163L160 164H156L154 163V160L159 159L161 156H159L160 154L157 153L155 151V153H151L148 154L145 158H140L142 160H138L137 155V161H135V159H133L132 154H140L139 152H144L145 149H147L149 144L151 143L152 140V136L154 135V133L156 131L158 132H162L161 137L162 139H166L167 141L169 140V129H165L161 127H157L156 129L151 128L152 131L151 133H148L146 135H144L142 137V139L140 141H138L137 145L135 147H133V149L129 152V156L126 159H123L121 161H114L113 164H110L108 167L106 168H102L99 171H94V173H86L84 170L82 171L81 169H76V170H69L70 172H68L62 179H58L59 181H57L55 184L57 185H64L65 187L62 188L61 192H63L64 188H67L69 191L71 190V193L69 194V197L72 199H69L71 201H73V204L75 201L78 200V196L79 194H77V190L79 189V187L83 186H88L92 184V186L95 187H99L101 189H103L102 187H104V189H107L109 193H111L113 187H116L115 185H111L109 184V182H101L99 179L104 178V177H109L108 180L110 179V181H114L116 180L119 176L116 175V171L118 173V170L120 168H125V166L128 164H130L131 162L135 161L136 163L134 164H138L140 166L143 167V173H145L146 169L148 168V170H152V172L154 171V173L156 174H161L162 172H164L161 176H159L160 178L156 181H152L150 178H147V183H152V188H148L149 191L145 194V193H141L139 192V189H141L142 187H133L126 190L127 192V196L128 194L132 195L131 200L129 201L130 204H127L125 206H123V208H128L131 210H138L139 208L144 206L150 207V204L153 205H157V204H153L152 202H154V200H145V198L149 195V197H151L150 194H152L153 192H156L155 194H159L162 193V196L164 198V195H167V198L175 195L178 193V191L180 189H182V187H195V185H199L196 190L194 189L192 191L191 189V194L188 196L189 198L184 202H175V204L173 205L172 203V209H171V213L168 214H161V215H146L145 217L147 218L148 222L153 224L152 228H149L148 225L145 226H139V227H134V228H129L127 230V232L123 233L124 237H132L133 240H135L134 242H130L129 245L127 246L129 249H134V250H138L137 252H139V249L144 247L145 245H147L150 241H157V243L160 246V243H164V244H170L175 240H178V231L181 229H186L187 232L189 233H193L194 237L197 238V235L202 234L204 235H210L215 231H223L226 230L228 228H230L235 222L238 221V219L241 217L243 218V209L237 211V203H236V199L239 196L238 194L240 193H244L243 196H245V198L243 197L241 200L242 205L244 206H248L249 204H254L257 205L258 204V196L257 194L259 193V189H258V193L254 192V188L253 185L257 182V177L255 176V174H246L247 169H249V164L252 165V162H257L258 166L264 163V136L263 133L261 136L259 137H254L252 135H250L249 133L246 135L245 132H241L243 134L246 135V137H248V141L246 144H243L241 142L238 141V139L240 137H242V135H235L237 136L235 139L231 140L229 139V131L231 130V128L234 126V121H232L230 116ZM52 114V113H51ZM179 114V113H178ZM187 114V113H186ZM253 114V115H254ZM49 115V114H48ZM182 115V114H181ZM1 116V115H0ZM11 116V117H10ZM24 116V117H23ZM46 116V115H45ZM98 116V115H97ZM179 116V115H177ZM183 116V115H182ZM219 116V115H218ZM36 118L38 116H35ZM134 117V116H133ZM142 117V116H141ZM238 117V118H239ZM58 118V117H57ZM56 118V119H57ZM166 118V117H165ZM238 118H235L238 119ZM35 119V118H34ZM99 121H103L101 120V118L98 116L96 118ZM130 119V118H129ZM260 119H264V116L262 115L260 117ZM134 120V119H133ZM145 120V121H146ZM234 120V119H233ZM17 121V123H18ZM24 121V120H23ZM19 122L20 125H25L22 122ZM30 121V120H29ZM35 121V120H34ZM119 123L121 125L124 126L123 123V118L121 117L120 120H118ZM132 121V118H131ZM136 121V120H135ZM5 122V121H4ZM9 122V121H7ZM12 122V121H11ZM40 122V121H39ZM49 122V121H48ZM100 122V123H101ZM217 122L218 125L220 126L221 129V133L220 132H215V133H211L209 131V129L211 128H206V127H210L211 125L213 126V124ZM55 123V122H54ZM118 123V122H117ZM237 123V122H236ZM38 124V123H37ZM42 127L45 128L46 132H42L40 131L37 126H35L33 123L32 126L33 129L32 131L28 132L27 137L30 141H33L35 139L37 140H41V143L39 146V148H41L42 150H49L50 152H52L53 150V144L50 142L49 137L47 136V131L49 127H51V123L47 124V122L42 123V121L39 123ZM55 124H58L57 122ZM88 124V123H85ZM102 124V123H101ZM103 124H105V126H107V123L103 122ZM129 124V123H128ZM216 124V123H215ZM4 124H2L1 121V117H0V127H3ZM217 125V124H216ZM252 125V123H251ZM18 126V125H17ZM54 126V125H53ZM52 126V127H53ZM84 126V125H82ZM118 126V125H117ZM217 126V127H219ZM258 126V125H257ZM91 127V125H90ZM89 127V128H90ZM120 127V126H119ZM146 127V126H145ZM144 126L138 124H129V126L125 125L123 128L124 130L129 134L127 135V137L123 141L122 143H126L128 141H130V139H133L135 135L137 134H142L145 128ZM202 128V131L197 134V135H193L192 131H194L195 128ZM214 127V126H213ZM250 127V125H249ZM252 127V126H251ZM256 126H253V128ZM64 128V127H62ZM84 128V127H83ZM95 127H91V129H94ZM108 128V126H107ZM122 128V129H123ZM264 128V127H263ZM1 129V128H0ZM75 129V127L73 128V130ZM116 129V127H115ZM4 130V129H3ZM31 130V128H30ZM54 129V133H55ZM72 130V131H73ZM29 131V130H28ZM172 131V130H171ZM264 131V130H263ZM16 132V131H15ZM52 132V131H51ZM81 132V131H80ZM19 133V132H18ZM53 133V132H52ZM58 134V138H61V136L65 138V134L63 132H61L59 129H57ZM71 133V132H70ZM126 133V134H127ZM1 134V133H0ZM12 134V133H11ZM72 134V133H71ZM212 134H214L215 137L212 136ZM20 135V134H19ZM26 135V134H25ZM56 135V134H55ZM93 135V134H92ZM3 136V135H2ZM54 136V134H53ZM18 137V136H17ZM171 137V136H170ZM2 138V137H1ZM57 138V137H56ZM63 138V139H64ZM109 138V137H108ZM3 139V138H2ZM21 139V138H20ZM155 139V138H154ZM171 139V138H170ZM179 139V140H178ZM243 139V138H242ZM28 140V141H29ZM65 140V139H64ZM63 140V141H64ZM157 140V139H156ZM153 140L155 143H157V141L159 140ZM246 140V138H245ZM59 141V140H58ZM87 141V140H86ZM152 141V142H153ZM35 142V141H34ZM112 142V141H111ZM110 142V143H111ZM119 142V141H118ZM161 142V140H160ZM163 142H166L165 140H163ZM196 142V143H197ZM21 143V142H20ZM23 143V142H22ZM30 143V142H29ZM121 143V145H122ZM33 144V143H32ZM36 144V143H35ZM115 145V143H112ZM24 145V144H23ZM28 145V144H27ZM69 145V144H68ZM32 146V145H31ZM35 146V145H34ZM117 146V145H116ZM126 146V145H125ZM19 147V146H18ZM56 147V146H55ZM54 147V148H55ZM69 148V146H67ZM119 147V146H118ZM150 147V145H149ZM148 147V149H149ZM28 148V147H27ZM161 148V146H160ZM57 149V148H56ZM70 149V148H69ZM68 149V150H69ZM172 149V148H170ZM175 148H173L174 150ZM5 150V149H4ZM32 150V149H30ZM172 150V151H173ZM176 150V149H175ZM189 150V149H188ZM196 150V149H195ZM56 151V150H55ZM129 151V150H128ZM161 151V150H159ZM171 151V150H170ZM168 149V152H170ZM183 151V150H182ZM181 151V152H182ZM186 151V150H185ZM9 152V151H8ZM54 152V151H53ZM57 152V151H56ZM60 152V151H58ZM141 152V153H142ZM167 152V153H168ZM3 153V152H2ZM32 153V152H31ZM145 153V152H144ZM163 153V152H162ZM166 153V152H165ZM171 153V152H170ZM176 153V151H175ZM173 151V154H175ZM27 154V153H26ZM143 154V153H142ZM172 154V155H173ZM6 155V154H4ZM162 155V154H161ZM221 155H225L224 158L221 159V162L219 163L217 159H215L218 156ZM28 156V155H27ZM135 156V155H134ZM145 156V155H144ZM32 157V156H31ZM126 157V156H125ZM18 158V157H17ZM33 158V157H32ZM103 158V157H102ZM163 158H165V156L163 155ZM162 158V159H163ZM177 158V156H176ZM175 158V159H176ZM221 158V157H220ZM9 159V158H7ZM21 159V158H20ZM1 160V159H0ZM91 160V159H90ZM95 160V159H93ZM107 160V159H106ZM115 160V159H114ZM165 161V160H164ZM88 162V161H86ZM93 162V161H92ZM91 162V163H92ZM99 162V160H95V162L93 163H97ZM152 162L156 165H152ZM3 163V162H2ZM60 163V162H59ZM89 163V162H88ZM109 163V162H108ZM224 166L220 167L219 165L222 164ZM172 164V163H171ZM247 164V165H246ZM3 165V164H2ZM83 165V164H82ZM102 165V164H101ZM245 165V166H244ZM257 165V164H256ZM6 166V165H5ZM145 166L147 168H145ZM175 166V165H174ZM247 166V167H246ZM246 171H245V169ZM264 167V165H263ZM7 168V167H6ZM251 168V167H250ZM86 169V168H85ZM197 170L199 173H194L193 170ZM252 169V168H251ZM249 169V170H251ZM254 169V168H253ZM252 169V171H253ZM257 169V168H256ZM176 170L177 173L184 177L183 179L180 180H173V171ZM201 170H203V172H201ZM248 170V172H250ZM259 170V169H258ZM257 170V171H258ZM7 171V169L5 170ZM88 171V170H87ZM122 171H128V178L126 179L125 183L127 184H131L132 180L135 178V172L130 169L129 167L126 168V170H122ZM140 171V170H139ZM261 171V168H260ZM258 171V172H260ZM245 172V173H244ZM247 172V173H248ZM11 173V172H10ZM120 173V172H119ZM125 173V172H124ZM127 173V172H126ZM262 173V171H261ZM6 174V173H5ZM123 174V173H121ZM47 175V174H46ZM178 175V176H179ZM260 175V174H259ZM258 175V176H259ZM244 177V179H243ZM262 177V176H261ZM261 179V178H260ZM2 180V179H1ZM11 180V179H10ZM42 180V179H41ZM40 180V181H41ZM4 181V180H3ZM161 181V183H159ZM262 184H264V178L262 179ZM38 183V182H37ZM124 183V184H125ZM39 184V183H38ZM38 184L34 183L32 186L33 187H37ZM122 184V185H124ZM146 184V183H145ZM2 183H0V204H2L3 201L6 200V194L3 191V187H2ZM54 185V184H53ZM261 185V184H260ZM31 186V185H30ZM67 186V187H66ZM91 187V186H90ZM264 187V186H263ZM29 188V187H28ZM31 188V187H30ZM89 188V187H88ZM87 188V189H88ZM57 189V188H56ZM86 190V188H83ZM92 189V188H91ZM38 190V189H37ZM46 190V189H45ZM58 190V189H57ZM73 190V191H72ZM187 190V189H186ZM264 190V188H263ZM92 191V190H90ZM106 191V190H105ZM116 191V190H115ZM114 191V192H115ZM143 191V190H142ZM185 191V190H184ZM189 191V190H187ZM61 192L60 191H52L49 195V197H47L46 199H41V201H38L35 205H30L29 206V210L32 212H35L34 214H38L39 219L37 220L36 224L34 225H29V227H27V231L28 233H30L29 236H32L35 232L39 231V233L46 231L47 229H49V225L52 223V221H46L43 222L41 216L43 215V212H38L40 205L42 203L45 202H49V201H60V199H62L61 197ZM81 192V191H80ZM99 192V191H98ZM103 192V191H102ZM117 192V191H116ZM60 193V194H59ZM79 193V192H78ZM90 193V192H89ZM94 193V192H93ZM122 193V192H121ZM164 193V195H163ZM189 194V192H187ZM186 193V194H187ZM22 194V193H21ZM31 194V193H30ZM65 194V193H64ZM81 194V193H80ZM101 194V193H100ZM125 194V192H124ZM185 194V192L183 194H180L182 197H184L183 195ZM260 194V193H259ZM68 195V193H67ZM109 195V194H108ZM126 195V194H125ZM65 196V195H64ZM126 196V197H127ZM155 196V195H154ZM152 196V197H154ZM174 196V198H175ZM186 196V198H187ZM8 197V196H7ZM33 197V196H32ZM83 197V196H82ZM91 197V194H90ZM148 197V198H149ZM180 196H178L179 198ZM180 197V198H182ZM21 198V197H20ZM39 198V196H38ZM37 198V199H38ZM84 198V197H83ZM89 198V197H88ZM129 198V197H128ZM156 198V197H154ZM158 198V197H157ZM156 198V199H157ZM162 198V199H163ZM177 198V197H176ZM179 198V201H180ZM185 198V197H184ZM5 199V200H4ZM66 199V198H65ZM68 199V198H67ZM123 200V198H121ZM147 199V198H146ZM153 199V198H152ZM12 200V199H11ZM40 200V198H39ZM119 200V199H118ZM161 200V199H159ZM168 200V199H167ZM177 200V199H174ZM183 200V199H182ZM193 200V201H192ZM239 200V201H240ZM261 200V199H260ZM64 201V200H63ZM96 201V200H95ZM109 201V200H108ZM111 201V200H110ZM109 201V202H110ZM116 201V200H115ZM158 201V200H157ZM163 201V200H162ZM166 201V200H164ZM184 201V200H183ZM78 202V201H77ZM101 202V201H99ZM104 201H102V204ZM113 202V201H111ZM126 202V201H125ZM168 202V201H166ZM234 202V203H233ZM62 203V202H61ZM93 203V202H92ZM98 203V201L96 202ZM121 203V202H119ZM127 203V202H126ZM155 203V202H154ZM163 202H161L162 204ZM48 204V203H47ZM64 204V203H63ZM67 204V203H66ZM110 204V203H109ZM115 204V203H113ZM168 204V203H167ZM166 204V205H167ZM235 204V205H234ZM44 205V204H43ZM42 205V207H43ZM61 205V204H59ZM65 205V204H64ZM72 205V204H71ZM69 205V206H71ZM98 205V204H97ZM165 205L162 204V206ZM10 206V205H9ZM22 206V205H21ZM20 206V207H21ZM115 206V205H113ZM161 206V208H162ZM186 206L185 209H181V207ZM62 207V206H61ZM108 207V206H107ZM111 206H109L108 208H110ZM148 207V208H149ZM252 207V206H251ZM255 207V206H254ZM258 207V205L256 206ZM5 208V207H4ZM25 208V206H24ZM57 208V207H56ZM59 208V207H58ZM74 208V207H73ZM78 208V207H77ZM93 208V207H91ZM99 208V207H98ZM116 207H114V209H112V211L116 210ZM157 208H160L159 206ZM156 208V209H157ZM167 208V206H166ZM171 208V206H170ZM22 209V208H21ZM41 209V208H40ZM48 209V208H47ZM65 208H63L64 210ZM75 209V208H74ZM147 209V208H146ZM150 209V208H149ZM180 209V210H179ZM246 209V207H245ZM51 210V209H50ZM76 210V209H75ZM108 210V209H106ZM110 210V209H109ZM19 211V210H18ZM25 211H28L25 209ZM93 211V210H92ZM105 211V209H104ZM117 211V210H116ZM133 211V212H134ZM139 211V210H138ZM170 211V210H169ZM180 212H182L181 214H178ZM248 211V210H247ZM250 211V210H249ZM22 212H24V209H22ZM50 212V211H49ZM53 212V211H52ZM57 212V211H56ZM74 212V211H73ZM72 212V213H73ZM83 212V211H82ZM88 212V211H86ZM152 212V211H151ZM15 213V212H14ZM29 213V211H28ZM41 213V214H40ZM71 213V212H70ZM71 213V214H72ZM76 213V212H74ZM154 213V212H153ZM249 213V212H247ZM262 213V212H261ZM33 214V213H32ZM40 214V215H39ZM78 214V213H77ZM27 214H25L26 216ZM51 215V214H50ZM49 215V216H50ZM73 215V214H72ZM24 216V215H23ZM28 216V215H27ZM33 216V215H32ZM35 217L37 215H34ZM53 216V215H51ZM64 216V215H63ZM80 216V215H79ZM76 216V217H79ZM101 216V215H100ZM105 216V215H104ZM213 216H217L220 217L219 219H221L220 222H217V220H212ZM20 217V213H17L16 215L12 216V217H7V218H3L2 221L0 222V264H17L18 261L17 259H13L14 254H15V250L12 248V242L14 239V235H13V229L12 228V224ZM22 217V216H21ZM29 217V216H28ZM44 217V216H43ZM70 217V216H69ZM24 218V217H23ZM49 218V217H48ZM57 218V217H56ZM64 218V217H63ZM263 218V216H262ZM22 219V218H21ZM35 219V218H34ZM66 219V218H65ZM79 219V218H76ZM84 219V218H83ZM19 220V219H18ZM26 220V218H25ZM33 220V219H32ZM67 220V219H66ZM85 220V219H84ZM105 220V219H104ZM21 221V220H20ZM19 221V222H20ZM23 221V220H22ZM29 221V220H28ZM64 221V219H59L57 222L58 223H62ZM18 222V223H19ZM28 223V222H26ZM56 223V222H55ZM85 223V222H84ZM54 224V223H53ZM97 224V223H96ZM17 225V224H15ZM21 225V224H20ZM27 226V224H25ZM60 225V224H59ZM238 225V223H237ZM126 226V225H125ZM73 227V226H72ZM82 227V226H81ZM233 227V226H232ZM16 228H19L16 226ZM67 229V228H66ZM231 229V228H230ZM15 230V229H14ZM84 230V229H83ZM103 230V229H102ZM21 231V229H20ZM41 231V232H40ZM54 231V230H53ZM185 231V230H183ZM228 231V230H226ZM18 232V231H17ZM94 232V231H93ZM121 232V231H120ZM46 233V232H45ZM51 231H48L47 237L48 240L51 242V246L49 245H41L39 246L37 249H34V253H39L40 257L42 258L43 261H45L46 259L55 258V256L51 257V255H53L54 253H56L59 250H65V249H71V247H74L75 249H77L79 252H84L88 249H90V245L89 243L91 241H100L103 242L104 241H108L109 238H113L116 235L119 236H123V234L121 235V233H119L118 231H116L115 234H113L111 237L108 236H104L102 238H95L92 237L90 238V240L88 241V238L86 237V235L84 234V232L81 230L76 234H70L68 233V235L66 236H59L56 238H53L51 236ZM222 233V232H221ZM228 233V232H227ZM21 234V233H19ZM23 234L24 231H23ZM170 234L172 235V238L168 239L167 235ZM188 234V233H187ZM216 234V233H215ZM219 234V233H218ZM27 235V234H26ZM181 235V234H180ZM192 235V234H191ZM28 236V237H29ZM38 236V235H37ZM186 236V235H185ZM213 236V235H211ZM215 236V235H214ZM19 237V236H18ZM188 237V236H187ZM30 238V237H29ZM29 238L27 239V241L29 240ZM33 238V237H32ZM39 238V237H38ZM121 238V237H120ZM185 238V237H184ZM208 238V237H207ZM212 238V237H211ZM19 239V238H17ZM46 239V238H43ZM122 239V238H121ZM181 239V237H180ZM189 239V238H187ZM204 239V238H203ZM260 237H256L253 242H259L257 245H246V246H240L239 249H237V251H230L229 253H231L230 255H226L224 253H221L220 255L215 256L219 261V264H264V242L263 240L260 241ZM20 240V239H19ZM22 240V237H21ZM47 240V239H46ZM182 240V239H181ZM180 240V241H181ZM197 240V239H196ZM252 240V239H250ZM30 241V240H29ZM39 241V240H38ZM94 241V242H95ZM123 241V240H122ZM187 241V240H185ZM190 241V240H189ZM188 241V242H189ZM248 241V240H247ZM26 242V241H24ZM119 242V241H117ZM182 242V241H181ZM180 242V243H181ZM249 242V241H248ZM49 243V242H48ZM93 243V242H91ZM105 243V242H104ZM111 243V242H110ZM124 243V242H123ZM127 243V242H126ZM125 243V244H126ZM178 243V241H177ZM184 243V242H183ZM190 243V242H189ZM195 243V241H194ZM201 243V242H200ZM29 244V243H28ZM96 244V243H94ZM99 244V242H98ZM109 244V243H108ZM115 244V243H114ZM118 244V243H116ZM154 244V243H153ZM175 244V243H174ZM188 244V243H187ZM32 245V244H31ZM107 245V244H106ZM177 245V244H175ZM191 245V244H190ZM198 245V244H197ZM29 246V245H28ZM149 246V244H148ZM158 246V245H157ZM169 246V245H168ZM32 247V246H31ZM36 247V246H34ZM150 247H152L150 245ZM154 247V246H153ZM163 247V246H160ZM166 247V245H165ZM178 247V245H177ZM181 247V246H180ZM185 247V246H184ZM95 249V247H93ZM101 248V247H100ZM110 248V247H108ZM126 248V247H125ZM148 248V247H146ZM169 248V247H168ZM183 248V247H181ZM196 248V247H195ZM198 248V247H197ZM45 251H42V250ZM121 249V248H120ZM171 249V248H169ZM31 250V249H30ZM92 250V249H91ZM88 250V251H91ZM98 250V249H97ZM107 250V249H106ZM123 250V249H122ZM141 250V249H140ZM144 250V249H143ZM157 250V249H156ZM162 250V249H161ZM160 250V251H161ZM174 250V249H173ZM76 251V250H75ZM78 251H76L78 253ZM159 251V253H160ZM136 252V251H135ZM158 252V251H157ZM173 252V251H172ZM85 253V252H84ZM105 253V252H104ZM107 253V252H106ZM110 253V252H109ZM148 253V252H147ZM30 254V252H29ZM83 254V253H82ZM112 254V253H111ZM139 254V253H137ZM152 254V253H151ZM150 254V255H151ZM27 255V254H26ZM116 255V254H115ZM147 255V254H146ZM24 256V255H23ZM64 256V255H63ZM137 256V255H136ZM140 256V255H139ZM138 256V257H139ZM142 256L143 253H142ZM34 257V256H32ZM102 257V256H101ZM115 256H111V259H113ZM25 258H27L25 256ZM30 259V258H29ZM28 259V260H29ZM36 259V258H35ZM38 259V257H37ZM51 259V260H52ZM56 259V258H55ZM54 259V260H55ZM141 259V258H140ZM139 259V260H140ZM149 259V258H148ZM214 259V260H215ZM32 260V259H31ZM53 260V261H54ZM126 260V258H125ZM133 260V259H132ZM138 260V259H137ZM143 260V259H142ZM21 261V260H20ZM130 261V260H129ZM114 262V261H113ZM116 262V261H115ZM144 262V261H143ZM36 263V262H35ZM39 263V262H38ZM46 263V262H45ZM94 262L91 260L88 261H84V264H93ZM104 263V262H103ZM21 264V263H20ZM28 264V263H27ZM31 264V263H30ZM69 264V263H66ZM101 264V263H100ZM125 264V263H123ZM198 264V263H197ZM213 264V263H212Z\"/></svg>",
    "mask_w": 264,
    "mask_h": 264
}]
</instances>
